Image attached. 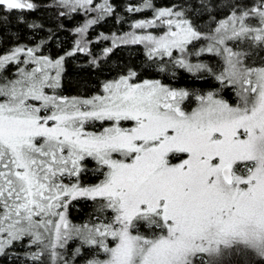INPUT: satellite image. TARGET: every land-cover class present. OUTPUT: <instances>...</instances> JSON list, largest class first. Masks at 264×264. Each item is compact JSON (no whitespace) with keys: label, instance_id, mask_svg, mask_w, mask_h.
Returning a JSON list of instances; mask_svg holds the SVG:
<instances>
[{"label":"snow or ice","instance_id":"obj_1","mask_svg":"<svg viewBox=\"0 0 264 264\" xmlns=\"http://www.w3.org/2000/svg\"><path fill=\"white\" fill-rule=\"evenodd\" d=\"M53 5L89 17L57 56L8 46L39 0H0V264H264V0L129 3L151 17L99 34L102 58L113 0ZM125 45L144 60L64 94L67 60Z\"/></svg>","mask_w":264,"mask_h":264},{"label":"trees","instance_id":"obj_2","mask_svg":"<svg viewBox=\"0 0 264 264\" xmlns=\"http://www.w3.org/2000/svg\"><path fill=\"white\" fill-rule=\"evenodd\" d=\"M100 0H96L99 3ZM41 6L33 13L26 17V23L42 26L41 28L32 29L26 26L17 28L9 26L7 29V37L10 38L8 46H12L17 40L21 44L34 46V44L46 41L42 49V54L57 56L63 54L64 50L70 49L78 36L73 29L84 23L89 18L82 13L73 14L67 17L57 15V9L53 5V0H39ZM116 5V13L109 16L99 24L94 25L88 30L87 39L91 40L90 45L94 56L102 58V50L104 44L109 45V40H100L97 42L99 34L110 35L113 32H122L127 30L130 22L135 18H139L142 13H128L126 6L129 3L139 5L142 0H113ZM157 6H166L171 0H154ZM94 15V14H93ZM51 33V35H49ZM143 50L140 47L133 46L130 49L118 48L110 58L103 59L99 68L91 66L88 61L91 57L86 54H78L65 62L64 74V93L90 94L98 90L99 83L105 79L114 78L117 75V69H122L133 63L140 64L144 60ZM146 66V65H145ZM149 77V76H146ZM188 84H192L189 80ZM197 89L206 88L203 81H196L193 85ZM86 180L93 181L94 177H85ZM93 211V205L88 201L74 202V206L70 208L69 218L74 223H82L86 218H90Z\"/></svg>","mask_w":264,"mask_h":264},{"label":"rangeland","instance_id":"obj_3","mask_svg":"<svg viewBox=\"0 0 264 264\" xmlns=\"http://www.w3.org/2000/svg\"><path fill=\"white\" fill-rule=\"evenodd\" d=\"M99 2H100V1H99ZM150 17H151V11L148 10V11L143 12L139 18H135L134 20H137V19H145V18H150ZM134 20H132V21L130 22V25H129V27H127V30H124V31H122V32H113V33H116V34H122V33H124V32L132 31V29H131V24L133 23ZM113 33H111L109 36H111ZM106 36H108V35H106ZM109 41H110V40H109ZM100 42H101V44H102V41H100ZM106 45H107V44H104V48L107 47ZM108 45H109L108 47L111 46V41L109 42ZM133 46L140 47V48H142V50H143V46H142V45H125V46H121V47H119V48L130 49V48H132ZM145 78H152V77H145ZM64 94H65V93H64ZM66 95H69V94H66ZM73 95H79V94H75V93H74ZM80 95H83V94H80ZM191 106H193V107L195 106L194 102L191 104ZM91 182H94V180L91 181ZM87 220H88V218L84 219V220L82 221V223L85 222V221H87ZM74 223H75V224H78V223L75 222V221H74Z\"/></svg>","mask_w":264,"mask_h":264}]
</instances>
